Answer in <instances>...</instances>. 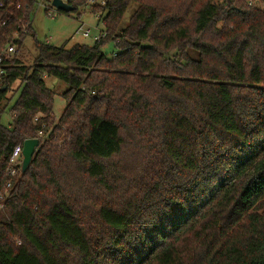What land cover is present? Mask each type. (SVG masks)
Listing matches in <instances>:
<instances>
[{
  "label": "trees",
  "instance_id": "16d2710c",
  "mask_svg": "<svg viewBox=\"0 0 264 264\" xmlns=\"http://www.w3.org/2000/svg\"><path fill=\"white\" fill-rule=\"evenodd\" d=\"M97 2L105 38L36 42L26 66L38 2L0 0V51L27 27L0 83V189L45 127L0 264H264V0ZM46 79L68 86L60 118Z\"/></svg>",
  "mask_w": 264,
  "mask_h": 264
},
{
  "label": "rangeland",
  "instance_id": "374dc122",
  "mask_svg": "<svg viewBox=\"0 0 264 264\" xmlns=\"http://www.w3.org/2000/svg\"><path fill=\"white\" fill-rule=\"evenodd\" d=\"M50 1L53 0H37L38 4L34 10L32 20L33 33L27 38L23 50H21L19 55L22 63L26 66L34 65V61L38 55L35 47L36 42H47L56 47L65 46L66 49L70 50L77 45L93 46L95 44V35L98 34L97 30H105L102 21H99L86 5L70 14L53 11L55 19L49 18L45 7ZM136 9V4L132 3L124 17L125 23L129 21ZM80 29L90 30L91 36L83 38L81 34H78ZM104 51L108 54L115 53L114 43H110ZM46 83L56 93L54 115L56 118H60L67 107V101L63 98V93L68 90V86L57 79H46ZM17 97L18 94L8 105L2 118L3 125L8 126L12 121L9 110L16 102Z\"/></svg>",
  "mask_w": 264,
  "mask_h": 264
},
{
  "label": "built area",
  "instance_id": "2783aa9c",
  "mask_svg": "<svg viewBox=\"0 0 264 264\" xmlns=\"http://www.w3.org/2000/svg\"><path fill=\"white\" fill-rule=\"evenodd\" d=\"M65 3L69 4V0H62ZM97 0H89L86 7L90 8L92 10L94 6L97 4ZM99 4L101 6H105L106 2L105 1H100ZM51 8H49L48 4L45 7L46 8V14L49 18L55 19V14L53 11H57L54 7H52V1H51ZM92 12V11H91ZM99 21L103 22V14L102 13H97L94 14ZM103 24V23H102ZM27 33V27L23 26L21 31L18 32L14 36V40L12 43H10L8 46L5 48L1 49L0 51V83L5 78L7 75V69L9 67V62L14 58V55L17 52V47H16V41L20 40L22 35H25ZM83 36V38H89L91 36V31L87 29H80L79 33ZM106 34L103 33V31H99L98 35L95 36L94 41L99 42L101 39L105 38ZM37 120V119H36ZM44 128L40 131H38V138L42 139L44 137ZM37 139V140H39ZM24 145V144H23ZM23 145H18L10 158L9 165H8V174L10 177H12L3 188L0 189V213L4 212L6 210L5 203L7 202L9 198V192L12 189V184H13V177L16 176L17 171L19 167L22 164L23 160Z\"/></svg>",
  "mask_w": 264,
  "mask_h": 264
},
{
  "label": "water",
  "instance_id": "95a60500",
  "mask_svg": "<svg viewBox=\"0 0 264 264\" xmlns=\"http://www.w3.org/2000/svg\"><path fill=\"white\" fill-rule=\"evenodd\" d=\"M52 7H54L57 11L70 14L77 10L76 7L63 2L62 0H53ZM40 146V141L37 139L27 140L23 145V163H22V171L26 172L28 167L30 166L33 157L35 156L37 148Z\"/></svg>",
  "mask_w": 264,
  "mask_h": 264
},
{
  "label": "crops",
  "instance_id": "0c3cea01",
  "mask_svg": "<svg viewBox=\"0 0 264 264\" xmlns=\"http://www.w3.org/2000/svg\"><path fill=\"white\" fill-rule=\"evenodd\" d=\"M98 31V33H99V30H97ZM98 34H96L95 36H97Z\"/></svg>",
  "mask_w": 264,
  "mask_h": 264
}]
</instances>
